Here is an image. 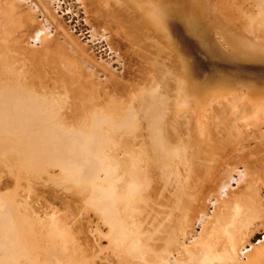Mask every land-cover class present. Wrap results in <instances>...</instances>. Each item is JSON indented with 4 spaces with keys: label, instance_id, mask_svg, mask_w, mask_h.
Listing matches in <instances>:
<instances>
[{
    "label": "rangeland",
    "instance_id": "rangeland-1",
    "mask_svg": "<svg viewBox=\"0 0 264 264\" xmlns=\"http://www.w3.org/2000/svg\"><path fill=\"white\" fill-rule=\"evenodd\" d=\"M0 250L264 264V0H0Z\"/></svg>",
    "mask_w": 264,
    "mask_h": 264
},
{
    "label": "bare ground",
    "instance_id": "bare-ground-1",
    "mask_svg": "<svg viewBox=\"0 0 264 264\" xmlns=\"http://www.w3.org/2000/svg\"><path fill=\"white\" fill-rule=\"evenodd\" d=\"M138 1H141V0H138ZM144 1V0H143ZM141 3V2H140ZM2 61V60H1ZM32 65V64H31ZM21 70V69H20ZM19 70V71H20ZM9 71V70H8ZM12 73H13V71H12ZM20 73V72H19ZM16 76V75H15ZM21 76V75H20ZM18 78V77H17ZM21 78V77H20ZM27 80V79H26ZM19 82V81H18ZM26 83V82H25ZM20 84V83H19ZM31 86V85H30ZM72 90V89H71ZM50 94V93H49ZM23 95V94H22ZM177 97H178V94H177ZM42 98V97H41ZM77 98V97H76ZM181 98V97H180ZM180 98H178V99H180ZM183 100V99H182ZM179 103V102H178ZM185 103V102H184ZM181 104V103H180ZM182 105V104H181ZM191 113V112H190ZM189 117V116H188ZM199 126V125H198ZM201 129H203V128H201ZM195 141V140H194ZM9 212V211H8ZM10 216V215H9ZM18 224H21V223H18ZM41 224V223H40ZM22 225V224H21ZM39 225V224H38ZM115 226V225H114ZM23 228V227H22ZM29 228H31V227H29ZM10 229V228H9ZM13 229V228H12ZM17 229V228H16ZM111 229H112V227H111ZM18 231V230H17ZM116 231V230H115ZM119 233V232H118ZM28 235H29V233H28ZM117 236H119V235H117ZM116 236V237H117ZM120 237V236H119ZM119 240V239H118ZM121 240V239H120ZM24 243V242H23ZM135 247V246H134ZM26 249V248H25ZM41 250H42V248H40ZM3 250V249H2ZM123 250V249H122ZM128 250V249H127ZM130 250V249H129ZM1 251V250H0ZM117 251V250H116ZM130 251H132V249L130 250ZM8 253V252H7ZM25 253V252H24ZM124 257V256H123ZM127 258V257H126Z\"/></svg>",
    "mask_w": 264,
    "mask_h": 264
}]
</instances>
